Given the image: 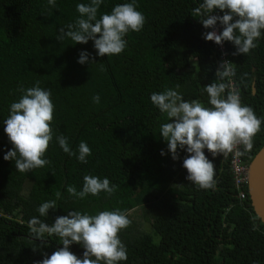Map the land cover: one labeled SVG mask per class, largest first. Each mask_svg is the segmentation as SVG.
Instances as JSON below:
<instances>
[{
	"label": "trees",
	"instance_id": "trees-1",
	"mask_svg": "<svg viewBox=\"0 0 264 264\" xmlns=\"http://www.w3.org/2000/svg\"><path fill=\"white\" fill-rule=\"evenodd\" d=\"M130 2L103 0L98 18ZM202 2L136 0L146 18L143 29L127 33L120 54L100 57L91 40L56 39L60 27L78 18L77 5L90 0H56L54 8L48 0H0V264H35L63 247L55 235L35 239L28 228L32 217L51 225L70 211L96 215L115 209L131 221L118 233L127 250V260L119 264H264V224L247 185L246 199L238 197L231 153L213 157L204 150L215 167V189L189 182L183 167L188 153L178 149L180 158L172 159L159 134L169 120L150 100L153 92L179 85L184 100L211 107L205 85L224 82L231 91L234 81L242 104L262 119L244 162L264 146V30L246 55H232L235 46L225 41L231 75L220 81L215 75L220 52L203 38L211 29L191 15ZM81 51L96 62L78 63ZM37 81L51 91L54 104V136L44 156L51 163L21 173L14 160L4 159L13 148L4 120L20 99L21 86L34 87ZM96 94L99 104L92 101ZM59 135L77 155L79 143L86 142L92 152L87 163L65 153L55 139ZM85 175L107 177L118 188L111 195L70 196L67 187L82 190ZM49 200H56L57 208L41 217L37 209ZM69 250L83 258L82 245L74 242Z\"/></svg>",
	"mask_w": 264,
	"mask_h": 264
},
{
	"label": "clouds",
	"instance_id": "clouds-1",
	"mask_svg": "<svg viewBox=\"0 0 264 264\" xmlns=\"http://www.w3.org/2000/svg\"><path fill=\"white\" fill-rule=\"evenodd\" d=\"M102 3L103 0H90L88 4H78V18L66 28L60 27L56 39L62 42L67 37L74 44H87L91 40L96 55L100 57L124 51L127 33L141 31L146 18L137 10L136 0L117 4L110 13H103L98 18ZM48 5L54 8L56 0H48ZM216 10L223 15H214ZM191 15L199 18L205 29H211L203 34L205 40L218 45L231 42L236 49L232 55H246L257 47L256 41L264 30V0H203ZM218 23L222 31L217 30ZM93 62H96L95 57L90 53L80 52L78 63ZM101 70H104L103 67ZM215 75L220 81L231 75L226 60L220 62ZM179 87L176 85V89L153 92L150 96L153 105L169 120L160 125L159 134L167 142V150L173 160L180 158L178 149L188 153L183 159V167L187 170L186 179L189 182L201 189H215V167L204 150L207 149L213 157L226 158L237 145H243L244 150L240 152L243 155L251 150L253 137L261 131L262 119L250 106L242 104L237 92L227 91L228 86L224 82L205 85L211 107H205L198 100H184ZM19 91L22 92L20 99L10 105V114L4 120V132L13 145L4 159L14 160L16 170L25 173L51 163L44 156L54 136L50 126L54 104L51 91L41 88L39 81L36 86L27 89L21 86ZM92 101L99 104L100 95H94ZM55 139L65 153L76 156L81 163H87V157L92 155L84 141L79 143L77 155L67 137L59 135ZM161 155H165L163 149ZM117 188L118 185L110 184L107 177L101 179L85 175L82 190L77 191L74 185H70L67 192L72 197L84 199L88 194L95 196L101 192L111 195ZM55 195L57 199L61 198L60 192ZM56 208V200H49L42 203L37 211L41 217H46L49 209ZM130 223L120 209L105 210L96 215L70 211L68 215L57 216L51 225L39 217H32L28 228L35 239L44 241L45 234L49 237L55 235L63 245L50 256L45 254L35 264H119L127 260V250L118 233ZM253 230H256L255 225ZM74 242L84 248L83 258H78L69 250Z\"/></svg>",
	"mask_w": 264,
	"mask_h": 264
},
{
	"label": "water",
	"instance_id": "water-1",
	"mask_svg": "<svg viewBox=\"0 0 264 264\" xmlns=\"http://www.w3.org/2000/svg\"><path fill=\"white\" fill-rule=\"evenodd\" d=\"M248 188L253 209L264 224V146L249 163Z\"/></svg>",
	"mask_w": 264,
	"mask_h": 264
},
{
	"label": "built area",
	"instance_id": "built-area-1",
	"mask_svg": "<svg viewBox=\"0 0 264 264\" xmlns=\"http://www.w3.org/2000/svg\"><path fill=\"white\" fill-rule=\"evenodd\" d=\"M217 30L222 31V28L219 24H217ZM215 45L218 49V52H220V57H219L220 60L221 61L226 60L227 63L229 64V60L227 58L228 55H226L225 53L224 43L223 45H218V44ZM230 90L235 92H237L238 90L237 86L234 84V81L230 83ZM240 146L241 145H237L231 152L230 164H231V171L234 174V181L238 192V197L244 200L246 199V193L244 187L246 185L248 187V182H249V164L244 162L243 155L240 154L241 152Z\"/></svg>",
	"mask_w": 264,
	"mask_h": 264
},
{
	"label": "rangeland",
	"instance_id": "rangeland-1",
	"mask_svg": "<svg viewBox=\"0 0 264 264\" xmlns=\"http://www.w3.org/2000/svg\"><path fill=\"white\" fill-rule=\"evenodd\" d=\"M214 44H216L214 41H213ZM224 45H225V53L226 55H228V46L226 44V42H224ZM222 51V50H221ZM138 213V212H137ZM140 213V212H139ZM146 228V227H145Z\"/></svg>",
	"mask_w": 264,
	"mask_h": 264
}]
</instances>
